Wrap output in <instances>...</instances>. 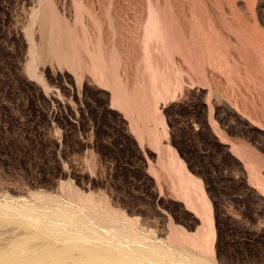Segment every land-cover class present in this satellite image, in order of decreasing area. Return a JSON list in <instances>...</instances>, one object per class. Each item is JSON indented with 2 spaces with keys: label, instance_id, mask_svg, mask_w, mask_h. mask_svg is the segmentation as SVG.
I'll return each instance as SVG.
<instances>
[{
  "label": "rangeland",
  "instance_id": "rangeland-1",
  "mask_svg": "<svg viewBox=\"0 0 264 264\" xmlns=\"http://www.w3.org/2000/svg\"><path fill=\"white\" fill-rule=\"evenodd\" d=\"M14 261L264 264V0H0Z\"/></svg>",
  "mask_w": 264,
  "mask_h": 264
},
{
  "label": "bare ground",
  "instance_id": "bare-ground-1",
  "mask_svg": "<svg viewBox=\"0 0 264 264\" xmlns=\"http://www.w3.org/2000/svg\"><path fill=\"white\" fill-rule=\"evenodd\" d=\"M20 214V213H19ZM36 222V221H35ZM115 240V239H114ZM145 256V255H144ZM29 261L30 262H37V263H40V260L39 259H35L34 257H30L29 259H27L26 260V263H29ZM11 264H25V263H23V262H20V261H14V262H12Z\"/></svg>",
  "mask_w": 264,
  "mask_h": 264
}]
</instances>
